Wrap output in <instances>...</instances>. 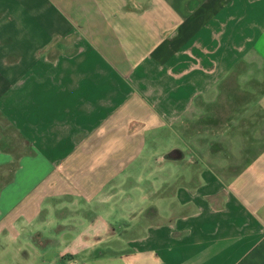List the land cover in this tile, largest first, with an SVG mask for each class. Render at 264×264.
Instances as JSON below:
<instances>
[{
    "label": "crops",
    "instance_id": "crops-1",
    "mask_svg": "<svg viewBox=\"0 0 264 264\" xmlns=\"http://www.w3.org/2000/svg\"><path fill=\"white\" fill-rule=\"evenodd\" d=\"M252 52L264 0H0V264H264Z\"/></svg>",
    "mask_w": 264,
    "mask_h": 264
},
{
    "label": "rangeland",
    "instance_id": "rangeland-1",
    "mask_svg": "<svg viewBox=\"0 0 264 264\" xmlns=\"http://www.w3.org/2000/svg\"><path fill=\"white\" fill-rule=\"evenodd\" d=\"M240 64H242L243 66L238 65L236 68L238 70V86L241 87L244 91L249 92L252 95V101L253 103H259L258 105L263 104L262 101V95L261 92H259L258 87H261V83H263L264 81V60L262 58H259L258 55H256L254 52L250 53L247 57L246 60L240 61ZM218 95V91L217 90H213L211 95H210V99L213 98V96H215V98ZM227 110V108H225ZM229 110V109H228ZM231 110V109H230ZM235 117L240 118V111L235 115ZM233 132H235L236 130H232ZM233 138L230 139L229 141H224L223 137H219L218 141L219 142H227L232 151L234 152V154L236 153V147L237 144L240 145V135L237 134L236 132L233 134ZM173 138H179V136H173L171 139H164L162 143H160L159 145H157V149L158 150H162V146H166L169 142V140L171 141H175L177 139H173ZM237 140H236V139ZM201 139H203V137H199L198 142L194 143L195 144V148L196 149H200L201 145H200V141ZM213 141H217V140H213ZM238 148V147H237ZM199 151V150H198ZM205 152V151H204ZM237 163L236 165L234 164H230L229 161L227 159H225L224 157H219V159H214L212 161V165H220L222 166V169H226L228 170V175H223L222 178L225 180L227 178L232 179L233 177H235L238 172L236 173V171H233L231 169H227V168H239L240 167V157L238 155L235 156ZM207 162H210L209 160ZM166 165H171V164H166ZM157 170L154 169L153 171H151V174H156ZM61 230H63V228L57 227L56 231L59 233ZM104 246H116L117 248H123L124 247V243L120 242V241H112V240H107L105 239L104 243L102 244ZM4 262H7L8 264L11 263L13 260V255L11 253H6V255L4 256L3 260ZM42 259L38 258V256H36L33 259V263L30 264H41Z\"/></svg>",
    "mask_w": 264,
    "mask_h": 264
},
{
    "label": "water",
    "instance_id": "water-1",
    "mask_svg": "<svg viewBox=\"0 0 264 264\" xmlns=\"http://www.w3.org/2000/svg\"><path fill=\"white\" fill-rule=\"evenodd\" d=\"M180 155H184V152L182 149L180 148H175L173 149L171 152L169 153H166L164 154L160 160L163 161V162H167V161H172L174 160V158L177 156H180Z\"/></svg>",
    "mask_w": 264,
    "mask_h": 264
},
{
    "label": "trees",
    "instance_id": "trees-1",
    "mask_svg": "<svg viewBox=\"0 0 264 264\" xmlns=\"http://www.w3.org/2000/svg\"><path fill=\"white\" fill-rule=\"evenodd\" d=\"M55 44H57V39H56V40H54V42H53V45H55Z\"/></svg>",
    "mask_w": 264,
    "mask_h": 264
}]
</instances>
